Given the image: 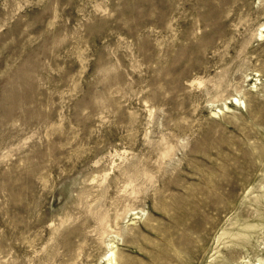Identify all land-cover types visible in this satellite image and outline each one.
<instances>
[{
	"label": "rangeland",
	"instance_id": "1",
	"mask_svg": "<svg viewBox=\"0 0 264 264\" xmlns=\"http://www.w3.org/2000/svg\"><path fill=\"white\" fill-rule=\"evenodd\" d=\"M263 182L264 0H0V264H264Z\"/></svg>",
	"mask_w": 264,
	"mask_h": 264
},
{
	"label": "bare ground",
	"instance_id": "2",
	"mask_svg": "<svg viewBox=\"0 0 264 264\" xmlns=\"http://www.w3.org/2000/svg\"><path fill=\"white\" fill-rule=\"evenodd\" d=\"M236 101H238V100L236 99ZM258 213H260L259 218H258V220L261 219L260 221H258L260 223L262 221V219L264 218V212L258 210ZM258 228H259V225L245 224L242 229L238 230V233L237 232H229V233H227L226 234L227 235V239L229 241H231V242H235V243H237L239 245L240 244L243 245L244 248H248L249 245L251 244V239H250L251 236L254 233L259 234V230L257 231ZM114 252L112 251L111 255L109 256V258H110L109 260L110 261L109 260L108 261L111 262V264L117 263L116 262L117 261L116 260V254ZM239 253H242V252L240 251Z\"/></svg>",
	"mask_w": 264,
	"mask_h": 264
}]
</instances>
